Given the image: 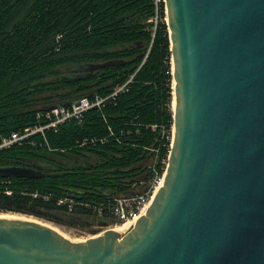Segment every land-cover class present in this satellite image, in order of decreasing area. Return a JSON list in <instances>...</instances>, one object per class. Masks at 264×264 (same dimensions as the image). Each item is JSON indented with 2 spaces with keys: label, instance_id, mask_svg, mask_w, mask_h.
<instances>
[{
  "label": "water",
  "instance_id": "1",
  "mask_svg": "<svg viewBox=\"0 0 264 264\" xmlns=\"http://www.w3.org/2000/svg\"><path fill=\"white\" fill-rule=\"evenodd\" d=\"M164 4L173 125L144 215L124 235L84 241L0 216V264H264V0ZM122 64L78 65L60 79ZM46 175L37 164L0 166V178Z\"/></svg>",
  "mask_w": 264,
  "mask_h": 264
},
{
  "label": "trees",
  "instance_id": "2",
  "mask_svg": "<svg viewBox=\"0 0 264 264\" xmlns=\"http://www.w3.org/2000/svg\"><path fill=\"white\" fill-rule=\"evenodd\" d=\"M154 15L153 0H0V138L40 124L37 114L48 105L105 98L80 122L45 131L48 147L35 134L0 149V166L37 164L47 174L0 178V212L63 225L112 220L116 198L145 192L162 177L173 90L162 3L155 28ZM112 59L123 64L60 79L66 68ZM62 198L72 201L70 212L56 204Z\"/></svg>",
  "mask_w": 264,
  "mask_h": 264
},
{
  "label": "built area",
  "instance_id": "3",
  "mask_svg": "<svg viewBox=\"0 0 264 264\" xmlns=\"http://www.w3.org/2000/svg\"><path fill=\"white\" fill-rule=\"evenodd\" d=\"M161 3L164 5L165 10L164 0H153L155 15L150 21L153 22L154 28L157 24L158 8ZM114 94L115 93H113L111 96ZM104 101L105 98L97 96L94 98L81 97L72 101L69 105L57 106L49 110H44L43 112L37 114V118L43 119L40 124L35 125L34 127H27L22 131L12 132L8 136L0 138V149L8 148L15 144H21L30 136L35 134H40L46 146L48 147L45 138V131L50 129L56 131L60 125L66 122H80L83 114L86 111L92 108L101 107ZM161 178L155 177L151 187H149V190L145 192L132 196L130 195L128 197L116 198L112 208V220L114 224H123L130 221L135 222L138 219L141 210L152 196L153 191ZM4 193L6 195H10L11 190L5 189ZM31 195L33 198L42 196L44 200H48V196L40 195L38 192L32 193ZM56 204L66 205L69 212L72 210V201L68 200L67 198L58 199Z\"/></svg>",
  "mask_w": 264,
  "mask_h": 264
},
{
  "label": "rangeland",
  "instance_id": "4",
  "mask_svg": "<svg viewBox=\"0 0 264 264\" xmlns=\"http://www.w3.org/2000/svg\"><path fill=\"white\" fill-rule=\"evenodd\" d=\"M61 71L64 72L63 69ZM171 88H172V83H171ZM172 100H173V98H172ZM171 107H172V103H171ZM3 214L4 215L5 214L18 215V216H22V217L32 218V219L38 220L40 222L49 224L51 226L58 228L63 233H65L68 237H70L71 239H74V240L86 239L92 235L91 234L92 230L95 231L96 233H100V232L104 231L105 229L112 227L114 225V222L112 220H109V219H104V221L102 220V222H104L103 226H100L98 223L99 221H101L100 219L84 220V221H83V219H81V221L76 220L78 222L74 225H68V224L63 225V224H56L52 221H49V220H46L43 218H39V217H36L33 215L23 214V213L0 212V215H3ZM56 215L58 216V218L62 219L63 221H65L67 223L70 221L75 222V220L72 219V217L69 215H64V214H56ZM85 223H86V225H83Z\"/></svg>",
  "mask_w": 264,
  "mask_h": 264
},
{
  "label": "bare ground",
  "instance_id": "5",
  "mask_svg": "<svg viewBox=\"0 0 264 264\" xmlns=\"http://www.w3.org/2000/svg\"><path fill=\"white\" fill-rule=\"evenodd\" d=\"M172 87H173V83H172ZM174 108V100H172V110ZM34 127V126H33ZM162 182H163V177L160 179L159 183L157 184V186L155 187L154 191H153V194L152 196L150 197L149 201L147 202V204L143 207V209L141 210V213L139 215L142 216L144 215L146 209L148 208V206L150 205L155 193L157 192V190L162 186ZM1 217H5V218H19V219H27V220H32V221H37L39 223H42L46 226H49L51 228H53L54 230H56L57 232H59L60 234H62L63 236H65L66 238H68L69 240L71 241H84L85 239H81V240H74V239H71L70 237H68L65 233H63L61 230H59L58 228L54 227V226H51L49 224H46V223H43V222H40L38 220H35V219H32V218H27V217H22V216H18V215H9V214H3V215H0ZM138 217V218H139ZM135 222L134 221H130V222H125L123 224H114L112 227H109L107 229H112L116 232H118L119 234L121 235H124L127 231L130 230V228L133 226ZM105 229V230H107ZM104 230V231H105ZM104 231L100 232V233H95V234H92L90 237L88 238H91V237H97V236H100Z\"/></svg>",
  "mask_w": 264,
  "mask_h": 264
},
{
  "label": "flooded vegetation",
  "instance_id": "6",
  "mask_svg": "<svg viewBox=\"0 0 264 264\" xmlns=\"http://www.w3.org/2000/svg\"><path fill=\"white\" fill-rule=\"evenodd\" d=\"M67 72H70V69H68V71Z\"/></svg>",
  "mask_w": 264,
  "mask_h": 264
}]
</instances>
